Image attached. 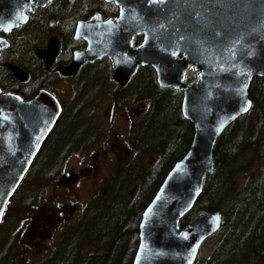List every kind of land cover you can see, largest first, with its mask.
<instances>
[{
    "label": "water",
    "instance_id": "1",
    "mask_svg": "<svg viewBox=\"0 0 264 264\" xmlns=\"http://www.w3.org/2000/svg\"><path fill=\"white\" fill-rule=\"evenodd\" d=\"M113 1L120 7L117 20L77 29L89 44L76 54L75 65L101 55L103 39L113 36L122 50L113 56V79L123 83L140 64L150 65L159 88L180 90V114L192 128L186 149L141 213L131 264H192L203 241L219 228L221 215L197 211L190 225L180 227L178 221L200 194L203 177L212 173L215 139L246 112L251 78L264 76V0ZM35 4L0 0V29L24 22ZM140 33L141 45L128 47V38ZM188 67L195 78L184 82ZM60 111L59 102L45 92L23 101L0 91V224Z\"/></svg>",
    "mask_w": 264,
    "mask_h": 264
},
{
    "label": "trees",
    "instance_id": "2",
    "mask_svg": "<svg viewBox=\"0 0 264 264\" xmlns=\"http://www.w3.org/2000/svg\"><path fill=\"white\" fill-rule=\"evenodd\" d=\"M190 73L188 69L184 76L186 81ZM136 81L139 100L143 98L147 107L135 126L134 158L115 173L116 186L110 185L96 195V209L90 215L84 213L77 221L60 228L57 237L42 250L44 254H39L36 260L32 256L24 258L22 264H131L138 244L141 213L177 159L174 156L180 144L189 143L192 131L191 124L180 114L179 90L156 89L153 72L138 75ZM164 91L168 92L167 101ZM247 96L251 107L230 122L215 139L211 148L212 173L203 177L200 194L189 212L178 221L182 227L190 225L197 211L220 213L219 228L206 238L218 237L207 259L210 264H264V165L258 173L248 177V185L241 191L231 182L235 181L234 174L245 172L259 158H264V76L251 78ZM79 120L60 118L52 135L59 141L55 163L42 166L38 162L44 156L49 159L46 149L40 158L35 156L6 204L2 221V225L5 221V233L0 234V264H13L16 256H27L25 248L20 249L21 227L9 231V207L18 203L24 209L31 208L35 201L44 197L42 183L54 180L56 172L63 168L65 157L78 147L79 152L83 150L84 121ZM146 151L156 154L157 160L144 169L142 158ZM129 182L135 187L133 196L130 191L125 193ZM222 185L224 193L215 196ZM117 211L120 219L104 227L103 219L109 220Z\"/></svg>",
    "mask_w": 264,
    "mask_h": 264
},
{
    "label": "flooded vegetation",
    "instance_id": "3",
    "mask_svg": "<svg viewBox=\"0 0 264 264\" xmlns=\"http://www.w3.org/2000/svg\"><path fill=\"white\" fill-rule=\"evenodd\" d=\"M33 2L36 4L26 11L24 22L11 29H0V91L17 95L23 101H30L40 92H45L59 102V116L36 155L40 158L46 149L45 153H50V157L47 159L44 156L38 162L42 166H52L55 163L54 155L59 141L52 135L62 116L65 121L68 117L69 121H84L85 134L82 135V143L83 150H87L104 136L103 119L113 120L117 115H124L128 119L125 133L121 136L122 141L112 143L110 148L114 151L124 148L127 156L135 155V126L143 118L147 107L146 101L143 98L139 100L137 95L136 79L138 75L148 72L154 74L153 68L148 64H140L127 81H115L113 56L122 50L113 40V36L103 39L105 51L101 55L82 60L75 65L76 54L86 50L89 44L86 37L77 33L79 26L93 21L95 24L100 23V27L104 22L117 20L120 14L119 5L113 0ZM142 39V33L132 35L128 38V47L136 49L141 45ZM188 69L195 73L192 67L186 68L185 73ZM184 82L189 81L184 78ZM106 97L108 107L103 110L100 104ZM133 108V112L128 114ZM74 178L75 174L72 172L66 179Z\"/></svg>",
    "mask_w": 264,
    "mask_h": 264
},
{
    "label": "rangeland",
    "instance_id": "4",
    "mask_svg": "<svg viewBox=\"0 0 264 264\" xmlns=\"http://www.w3.org/2000/svg\"><path fill=\"white\" fill-rule=\"evenodd\" d=\"M194 75L195 73H190L187 77L188 80L194 79ZM155 87L158 89L157 85ZM163 95L167 101L168 92L164 91ZM107 107L108 99L106 97L100 104V108L104 110ZM134 109L127 113L131 114ZM127 119L124 115H117L113 120L103 119L104 136L92 148L79 152L78 147L76 151L65 157L63 168L56 172L54 180L42 183L45 189V195L42 199L35 201L29 209H24L18 203L9 207L7 213V218L11 221L9 231L12 232L21 227L22 244L20 249L25 248L27 251L25 257L16 256L13 264H22V260L30 256L36 260L40 256L39 254H44L45 252L42 250L46 248L50 240L53 241L54 237H57L60 228L77 221L84 213L90 215L96 209V195L110 185H117L115 173L134 155L128 153L127 156L124 153V148H118L114 151L110 145L122 141L121 136L125 133ZM262 140H264L263 137ZM186 147L187 144L183 146L181 143L174 158H179ZM156 156V154H150L149 151L143 153V168H149L155 163ZM241 159L242 157L238 160L241 161ZM263 165L264 158H259L252 167L244 170L245 172H237L236 176L234 174L235 181L232 180L231 182L235 189L241 191L246 187L249 181L248 177L258 173ZM72 172H74L75 178L67 180L66 178H69ZM222 175L224 176V173ZM127 185L126 194L133 188V183L130 184L129 182ZM134 192L136 193L135 189L133 195H135ZM222 192L224 193L223 185L216 190L215 196H219ZM44 202L46 203L44 204ZM9 214L10 216H8ZM120 217L121 214L117 211L109 220L103 219L104 227L107 228V225L109 226L114 220H119ZM2 226L3 230L0 231V234L5 233V221ZM217 239V236L206 239L200 246L198 256L192 264H210L207 259L211 249L217 244Z\"/></svg>",
    "mask_w": 264,
    "mask_h": 264
},
{
    "label": "snow or ice",
    "instance_id": "5",
    "mask_svg": "<svg viewBox=\"0 0 264 264\" xmlns=\"http://www.w3.org/2000/svg\"><path fill=\"white\" fill-rule=\"evenodd\" d=\"M150 2H152V3H157V2H159V3H164L165 0H150ZM245 87H246V85H245ZM249 107H251L250 102H249L248 106L245 107V108L243 109V111H247ZM0 216H2V212H0ZM216 220H217V222H218V221H219V217H216ZM194 252H195V249H193V253H194Z\"/></svg>",
    "mask_w": 264,
    "mask_h": 264
},
{
    "label": "bare ground",
    "instance_id": "6",
    "mask_svg": "<svg viewBox=\"0 0 264 264\" xmlns=\"http://www.w3.org/2000/svg\"><path fill=\"white\" fill-rule=\"evenodd\" d=\"M203 187V186H202Z\"/></svg>",
    "mask_w": 264,
    "mask_h": 264
}]
</instances>
